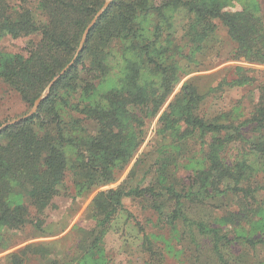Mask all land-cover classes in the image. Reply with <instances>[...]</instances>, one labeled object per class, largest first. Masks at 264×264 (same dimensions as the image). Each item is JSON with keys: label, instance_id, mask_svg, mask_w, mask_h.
Instances as JSON below:
<instances>
[{"label": "trees", "instance_id": "obj_1", "mask_svg": "<svg viewBox=\"0 0 264 264\" xmlns=\"http://www.w3.org/2000/svg\"><path fill=\"white\" fill-rule=\"evenodd\" d=\"M102 2L36 0L40 15L45 17L37 22L28 0H0V38L5 35L16 38L36 31L41 37L39 46L33 47L26 58L0 53V77L32 102L52 76L66 65L70 57L56 66L53 63L58 54L68 49L71 53L74 51L84 27ZM229 2L112 0L91 28L73 65L52 85L37 111L0 132V250L11 247L7 243L10 232L22 231L27 225L40 237L53 218L66 212L69 203L116 181L126 170L144 141L145 121L158 113L182 75L179 59L186 56L183 50L176 43L170 54L161 50V42L165 41L161 29L170 24L167 13L184 12L191 25L201 27L204 32L212 31L218 20L234 43L230 60L264 64V20L258 14V2L246 3L236 10ZM146 18L154 22V32L144 33ZM196 39L194 36L191 42ZM171 41L174 42L168 40ZM112 44L127 53L125 77L118 87L92 99V84L82 77L99 79L108 72ZM144 72L153 76L150 82H140ZM251 72L257 69L235 66V78L220 81L210 91L218 90L223 83L250 84L255 81ZM255 88L257 100L246 116L236 106L208 115L202 107L209 92L200 94L194 84L186 81L158 118V133L173 134L180 130L183 139L180 148L189 140L192 143L199 140L207 146L199 189L181 191L180 195L174 187L167 186V192L176 199L173 219L181 216L185 225L191 224V219L183 213V206L187 201H200L201 189L234 194L245 211L256 201L255 194L264 191L261 183L264 178V83H258ZM87 119L95 122L96 132L84 126ZM231 143L238 146V156L228 164L219 151ZM161 167L158 165L154 170L151 151L144 152L128 177L142 169L144 174L154 175L155 171L159 175L156 181H161ZM67 176L71 188L66 184ZM224 180H228V185L222 188ZM126 194L121 187L98 191L89 205L94 224L85 235H104ZM245 211L231 212L228 222L244 228L241 220L249 221ZM262 226L264 229V223ZM212 232L217 238L218 229ZM247 239L264 242L250 236ZM12 255L15 252L9 253V257Z\"/></svg>", "mask_w": 264, "mask_h": 264}, {"label": "rangeland", "instance_id": "obj_2", "mask_svg": "<svg viewBox=\"0 0 264 264\" xmlns=\"http://www.w3.org/2000/svg\"><path fill=\"white\" fill-rule=\"evenodd\" d=\"M253 1L255 0H230L229 5L236 10L246 3L253 4ZM256 1L258 14L264 20V0ZM27 5L37 22L45 18L39 13L36 0H28ZM167 15L170 24L161 29L165 38L161 42V50L170 54L175 43L183 50L186 56L179 59L182 75L158 113L145 121L144 141L126 170L116 181L69 203L66 212L53 218L40 237L30 225L22 231L10 232L7 243L11 247L5 251L0 250V264H264V242L254 243L247 239L250 236L256 240H264V191L255 194L256 201L248 205L245 211L236 195L204 192L201 189L200 201H187L183 206V213L191 219V224L185 225L181 216L173 219L176 199L171 192H167V186L174 187L180 195L181 191H197L202 183L200 178L203 176L206 162L204 151L207 146L199 140L195 143L189 140L186 146L180 148L179 143L183 139L179 129L173 134L162 135L157 128L158 118L186 81L194 84L200 94L209 92L202 107L205 114L228 111L236 106L242 116H246L257 100L256 85L264 83V64L250 63L243 59L230 60L234 43L218 20L212 31L204 32L201 27L191 25L184 12ZM150 18L154 20V16ZM161 23L164 24L162 21ZM143 29L145 34H148V30L154 32V22L146 18ZM194 36L197 39L191 42ZM40 38L37 31L16 38L5 35L0 38V53L26 58ZM169 39L174 42H168ZM77 47L78 44L72 53L68 49L58 54L53 64L56 66L70 57L67 64ZM110 51L107 59L108 72L103 77L92 80L87 76L82 77L92 84V99L118 87L120 80L125 77L124 61L127 53L114 44ZM235 66L257 69V72L250 73L255 81L246 85L223 83L218 90L210 91L220 81L228 82L235 78ZM152 79L153 76L144 72L140 82H150ZM77 83H80L79 79ZM33 101L24 99L19 91L0 77V125L26 113ZM83 124L90 132L97 131V125L91 119L84 120ZM149 151L151 162L154 161V170L162 165L161 181H156L159 175L155 171L154 175L144 174L142 169H137L129 178L128 174L136 160ZM219 152L228 164H232L238 156V146L231 143ZM65 180L71 188L68 176ZM223 183L222 188L228 185V180ZM261 183L264 184V178ZM229 186L232 188L234 184ZM119 187L127 194L122 197V205L108 224L104 235H85L94 224L89 213L94 195L100 190H115ZM30 210L33 211V208L30 207ZM240 210L247 212L249 216L248 222L247 219L241 220L244 228H237L228 222L230 213ZM213 229H218L217 238L213 237ZM25 246L29 248L16 253ZM11 252H15V255L9 257Z\"/></svg>", "mask_w": 264, "mask_h": 264}, {"label": "water", "instance_id": "obj_3", "mask_svg": "<svg viewBox=\"0 0 264 264\" xmlns=\"http://www.w3.org/2000/svg\"><path fill=\"white\" fill-rule=\"evenodd\" d=\"M111 2H112V0H104L103 4L95 12V14L91 18V20L85 26V28H84V30H83V32L81 34L77 50H76L74 56L72 57V59L63 68H61V70L48 82V84L46 85L44 90L39 94V96L37 98L34 99L30 109L26 113H24L23 115L18 116V117L14 118V119H12L10 121L2 123L0 125V132L2 130H4L5 128H7L8 126H10V125H14V124L19 123V122H21L23 120H26L27 118L31 117L37 111L40 103L48 95L51 86L72 66V64L74 63L76 57L78 56V54L82 50V48L84 46V43L86 42L87 35L90 32L91 28L95 25V23L102 16V14L107 10V8L111 4Z\"/></svg>", "mask_w": 264, "mask_h": 264}]
</instances>
